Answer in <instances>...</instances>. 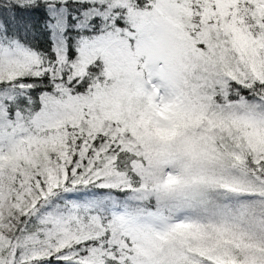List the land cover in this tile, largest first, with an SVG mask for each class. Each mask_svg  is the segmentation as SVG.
I'll use <instances>...</instances> for the list:
<instances>
[{"label":"snow or ice","instance_id":"obj_1","mask_svg":"<svg viewBox=\"0 0 264 264\" xmlns=\"http://www.w3.org/2000/svg\"><path fill=\"white\" fill-rule=\"evenodd\" d=\"M0 264H264V0H0Z\"/></svg>","mask_w":264,"mask_h":264}]
</instances>
